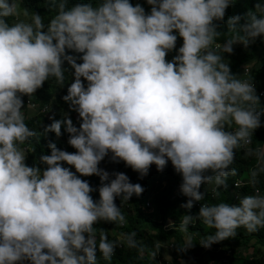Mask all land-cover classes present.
<instances>
[{
    "label": "clouds",
    "instance_id": "clouds-1",
    "mask_svg": "<svg viewBox=\"0 0 264 264\" xmlns=\"http://www.w3.org/2000/svg\"><path fill=\"white\" fill-rule=\"evenodd\" d=\"M145 3L147 13L129 0L70 6L52 0L56 11L45 23L35 12H21L17 0H0V264H97V253L107 261L120 242L136 246L135 233H121L114 241L102 230L97 239L93 229L97 221L123 225L114 198L127 201L143 191L124 173L97 167L109 153V167L123 161L140 177L149 165L160 171L170 162L181 177L179 191L188 198L180 205L185 210L203 199L201 184L215 190L234 172L229 168L234 150L247 146L260 124L255 106L264 89L249 81L248 67L241 78L231 74L223 54L231 53L234 43L246 46L264 37V3L243 17H229L227 31L236 35L223 44L214 42L220 33L213 21L223 18L231 0ZM177 36L182 44L166 60ZM64 62L72 81L61 99L78 114L74 119L65 107L49 103L42 109L34 102L44 81L65 82ZM21 96H28L26 117ZM54 110L59 119L51 122ZM37 111L51 122L44 133L59 137L62 124L75 149L64 151L66 141L51 138L48 154L38 157L43 167L24 162V143L36 135L25 120ZM89 175L100 181L96 200L80 179ZM238 182L240 189L244 183ZM196 221L214 229L198 242L204 248L233 237L237 228L255 232L264 228V194L254 189L236 204H200L195 216L185 213L169 227L188 233ZM192 244L186 235L177 249Z\"/></svg>",
    "mask_w": 264,
    "mask_h": 264
},
{
    "label": "trees",
    "instance_id": "trees-1",
    "mask_svg": "<svg viewBox=\"0 0 264 264\" xmlns=\"http://www.w3.org/2000/svg\"><path fill=\"white\" fill-rule=\"evenodd\" d=\"M77 2H83V0H66V6ZM92 2L95 3V0ZM17 3L21 12L25 9L29 13L35 12L41 15L45 23L56 11L52 0H17ZM129 3L132 5L140 4L145 13L150 8L145 0H129ZM257 3H264V0H231V3L224 10L223 18L213 21L216 31L220 33L214 42L223 44L226 40L232 39L236 34L227 31L226 21L228 18L234 15L243 17L247 12L254 11V5ZM21 18L24 17L21 16ZM8 19L11 22L12 18ZM240 34L242 35V33ZM181 44L182 39L177 36L175 47L166 53L165 59L171 60L176 54V48L180 47ZM66 54L77 57L80 55L72 53L70 50H66ZM223 59L227 63L230 73L237 77L240 76L239 78L242 76L243 68L248 67L250 69L249 81L254 82L258 89H264V37L258 35L251 39L246 46L239 42L234 43L231 53L223 54ZM76 62L79 63V59ZM62 67L67 69L65 82L58 85L54 78L44 81L36 89L38 92L33 93L34 102L38 108L42 109L49 103H52L53 107H65L68 117L74 119L78 114L70 110L68 103L61 99L72 81V69L67 65V62H64ZM44 92L48 94L47 97L44 96ZM27 97L21 96L22 107L24 106L22 111L25 117L28 110ZM49 97H51V101H49ZM257 97L258 102L255 111L259 113L260 124L252 130L248 145L237 147L234 150L233 160L229 165V168L233 169L234 172L224 178L225 186L215 188V190L213 184H201L199 191L203 194V199L199 202L194 201L188 210L180 206L188 198L180 193L181 177L174 171L170 162H166L160 171L156 170L155 165H149L147 174L140 177L123 161H115L120 165L109 167V164L105 162V158L108 156L104 157L107 172L110 174L114 171L124 173L130 183L140 184L143 191L139 196L133 195L127 201H121L119 197L114 198V203L120 207L124 215L125 223L123 225L107 221H97L93 225L97 239L102 230L109 240L119 241L121 233H135L134 239L136 241L135 247H128L123 242L118 243L111 258L107 261L103 260L97 253V264H165L166 261H169V264H264V228L252 233L247 232L242 227L237 228L233 237L223 239L213 243L208 248H204L198 242L212 233L214 229L203 225L200 221L188 225V233H182L178 229L169 227L170 223L178 222L180 216L185 213L195 216L200 204L220 202L229 205L236 204L240 196L252 194L254 189H259L264 194V170H260L261 162L264 161V96ZM51 119V122L59 119L56 117L55 110ZM25 123L36 132L35 136L24 143L27 150L24 161L26 165L37 163L38 167H43L38 163V157L41 153L48 154L47 144L51 138L64 139L66 141L64 151H75L67 144L68 134L64 132L62 124L59 137L51 131L44 133L45 126L50 123L48 124L46 120H43L39 111L34 113L32 119L25 120ZM73 125L78 127L79 124ZM97 167L104 170L99 165ZM253 172L256 173L255 177L252 175ZM77 175L79 176V174ZM80 179L86 180L93 188L90 193L92 199H98V193L95 191L100 184L98 176H80ZM238 181L244 183L240 189L235 187V183ZM236 193H238L237 198H235ZM186 235L191 236L193 244L186 251H179L177 248L183 245ZM161 245L172 246L169 248L171 259L167 258ZM157 246H159L158 250ZM185 260L192 263H182ZM23 264H27V262L25 261Z\"/></svg>",
    "mask_w": 264,
    "mask_h": 264
},
{
    "label": "rangeland",
    "instance_id": "rangeland-1",
    "mask_svg": "<svg viewBox=\"0 0 264 264\" xmlns=\"http://www.w3.org/2000/svg\"><path fill=\"white\" fill-rule=\"evenodd\" d=\"M105 156H109L110 157V153L109 154H107V155H105ZM104 156V157H105ZM105 162L107 163V164H110V159L108 158V157H106L105 158ZM98 165L101 167V168H104L105 169V163H104V158L98 163ZM164 251H165V254H166V256H167V258L168 259H171V256H170V251H169V249L168 248H165L164 249ZM189 259V258H188ZM225 260H226V258H224ZM224 259H223V261H224ZM182 261V260H181ZM187 262H190V263H192L191 261H189V260H185L184 262H182V263H187Z\"/></svg>",
    "mask_w": 264,
    "mask_h": 264
},
{
    "label": "built area",
    "instance_id": "built-area-1",
    "mask_svg": "<svg viewBox=\"0 0 264 264\" xmlns=\"http://www.w3.org/2000/svg\"><path fill=\"white\" fill-rule=\"evenodd\" d=\"M244 80H246V79H244ZM252 84L254 85V89L256 90V86H255V84H254V83H252ZM258 94L261 96V95L264 94V91H263V90H259V91H258ZM240 184H241V182H237L235 185L238 186V185H240ZM237 196H238V193L235 194V198H237ZM161 247H162V245H161ZM171 247H172V246L170 245L168 248H171ZM187 249H188V248H187ZM187 249H185V251H186ZM165 264H169V261H166Z\"/></svg>",
    "mask_w": 264,
    "mask_h": 264
}]
</instances>
